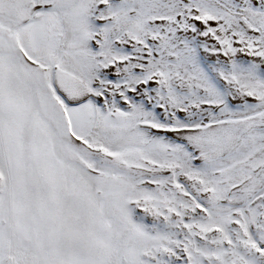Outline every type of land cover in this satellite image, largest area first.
<instances>
[{"label": "snow or ice", "instance_id": "obj_1", "mask_svg": "<svg viewBox=\"0 0 264 264\" xmlns=\"http://www.w3.org/2000/svg\"><path fill=\"white\" fill-rule=\"evenodd\" d=\"M0 264H264V0H0Z\"/></svg>", "mask_w": 264, "mask_h": 264}]
</instances>
